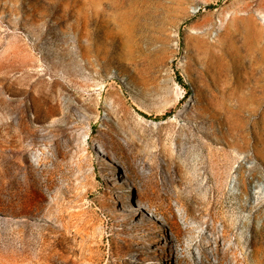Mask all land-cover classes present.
<instances>
[{
    "label": "rangeland",
    "instance_id": "1",
    "mask_svg": "<svg viewBox=\"0 0 264 264\" xmlns=\"http://www.w3.org/2000/svg\"><path fill=\"white\" fill-rule=\"evenodd\" d=\"M0 264H264V0H0Z\"/></svg>",
    "mask_w": 264,
    "mask_h": 264
},
{
    "label": "bare ground",
    "instance_id": "2",
    "mask_svg": "<svg viewBox=\"0 0 264 264\" xmlns=\"http://www.w3.org/2000/svg\"><path fill=\"white\" fill-rule=\"evenodd\" d=\"M97 151L103 156L104 161H105L107 164H108V163H111L112 166L114 165L113 162H112V160H110V158H111V154H110V152H109L107 149H105L101 144L98 145V149H97ZM108 160H109V161H108ZM111 165L109 164V167L111 168L113 174H114V173L116 174L115 170L113 169V167H112ZM113 174H112V175H113ZM112 175H111V176H112ZM117 175H118V174H117ZM108 176H109V175H108ZM127 194H128V193H127ZM131 197H132V196H131V194H130V198H131ZM127 199H128V197H127ZM133 200H134L133 203H134L136 209H138V211H142L143 209H145V210L148 211V213H150L151 215H154V213H153V212L147 207L145 201H144L142 198H140V197H136V198H133ZM57 203H58V205H56L57 208H63L60 202H57ZM123 208L127 209V206H124V205H123ZM13 216H15V215H13ZM17 216H18V217H22V218H28V217H29V216L26 215V214H19V215H17ZM160 224H161V223H159V225H160ZM160 228H161V232H163L162 234L164 235L163 228H162L161 226H160ZM165 242H166V243H170L168 239H167ZM157 260H158V259H157Z\"/></svg>",
    "mask_w": 264,
    "mask_h": 264
}]
</instances>
